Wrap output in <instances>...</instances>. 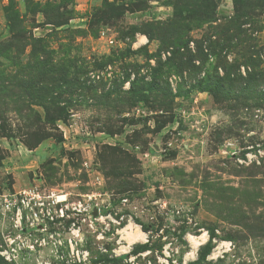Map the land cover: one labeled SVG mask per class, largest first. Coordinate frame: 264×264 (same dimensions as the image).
Masks as SVG:
<instances>
[{
    "label": "rangeland",
    "instance_id": "rangeland-1",
    "mask_svg": "<svg viewBox=\"0 0 264 264\" xmlns=\"http://www.w3.org/2000/svg\"><path fill=\"white\" fill-rule=\"evenodd\" d=\"M0 264H264V0H0Z\"/></svg>",
    "mask_w": 264,
    "mask_h": 264
},
{
    "label": "built area",
    "instance_id": "built-area-1",
    "mask_svg": "<svg viewBox=\"0 0 264 264\" xmlns=\"http://www.w3.org/2000/svg\"><path fill=\"white\" fill-rule=\"evenodd\" d=\"M257 151H258V153H260L259 149ZM255 152H256V150H253V148H249V150L245 154L246 155V160L245 159H243V160L245 162H249V163H253V162L259 163L260 160L257 157L258 155ZM44 194L45 193L41 192L38 188L23 189V190H21V191H19L17 193H14V197H16L17 200L19 199V202H20L19 206L17 207V211H16L17 220L21 219L23 208H25V207L33 208L32 202H35L36 204H39L40 206H45V204H46L45 199L54 198V196H52V195H44ZM19 196H20V198H18ZM91 198H92V196H89V200H83V201L79 200L77 202L71 203L70 207L73 210L72 212L73 213H77V214L84 213V212L89 213L90 209L92 207ZM53 202H56V204H57V203H59L61 201H59L57 199V200H55ZM9 205H8V207H9ZM59 211H60L59 212V216L60 217H64L67 214V210L63 206H61L59 208ZM93 214L95 216V219H99V220H103L104 218L111 219V220L113 219V215H112L111 212L107 213L105 216L100 215L101 214V210H99V214H98L99 216L96 213H93ZM89 218H91V216H89ZM113 220H115V219H113ZM115 221L116 222H120L119 220L117 221V219ZM74 225H75V223H74ZM231 245H232V242H227V241L220 242L212 250V252L207 256V258L209 260H216L219 257H223L225 255V253H227L228 250L231 249ZM4 256H5V254H4Z\"/></svg>",
    "mask_w": 264,
    "mask_h": 264
},
{
    "label": "bare ground",
    "instance_id": "bare-ground-1",
    "mask_svg": "<svg viewBox=\"0 0 264 264\" xmlns=\"http://www.w3.org/2000/svg\"><path fill=\"white\" fill-rule=\"evenodd\" d=\"M65 200V199H64ZM131 229V228H129ZM125 239L129 243H135L138 239L144 238V234L140 231L131 229L129 232H124ZM189 241L194 249H197L199 246L205 244L207 241L206 235L203 234L202 236L195 237V236H189Z\"/></svg>",
    "mask_w": 264,
    "mask_h": 264
},
{
    "label": "trees",
    "instance_id": "trees-1",
    "mask_svg": "<svg viewBox=\"0 0 264 264\" xmlns=\"http://www.w3.org/2000/svg\"><path fill=\"white\" fill-rule=\"evenodd\" d=\"M237 79H238V77H237L236 79H234L233 82H232V81L229 82V86H230V88L233 89V90H234L236 87H238L237 85H235V84L237 83V82H236ZM239 85H240V84H239ZM243 90H246V88H243ZM204 245H205V244H204ZM204 245H202V246H204ZM144 248H145V246H144ZM209 250H210V249L206 250V251L202 254V257H203V258H204L206 255H207V256L209 255V254H208V253H209Z\"/></svg>",
    "mask_w": 264,
    "mask_h": 264
}]
</instances>
